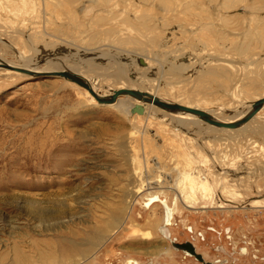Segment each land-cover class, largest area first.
<instances>
[{"label": "rangeland", "instance_id": "obj_1", "mask_svg": "<svg viewBox=\"0 0 264 264\" xmlns=\"http://www.w3.org/2000/svg\"><path fill=\"white\" fill-rule=\"evenodd\" d=\"M0 58L236 120L264 97V0H0ZM6 70L0 264H264V106L227 129Z\"/></svg>", "mask_w": 264, "mask_h": 264}, {"label": "water", "instance_id": "obj_2", "mask_svg": "<svg viewBox=\"0 0 264 264\" xmlns=\"http://www.w3.org/2000/svg\"><path fill=\"white\" fill-rule=\"evenodd\" d=\"M0 68L18 71V72L31 75V76H36V77H40V76L63 77L67 80H71L75 82L76 84L82 87H85L91 93V95L101 104H113L117 102L120 96L128 95L144 103H153L157 105L158 107L164 110L170 111V112L189 113V114L198 116L201 120L213 126L220 127V128L237 129L241 127L242 125L248 123L264 106V97H261L260 99H257L255 102H253L252 109L249 112H247L243 117L236 119V120L224 121V120L218 119L211 112L205 109L193 107L189 105H184L181 103L168 102V101L163 100L157 95H154L152 93H149L147 91H143L140 89L120 88V89L114 90L109 95H102L94 89V87L92 86L90 81L87 80L86 77H84L82 74L78 72L68 70V69L38 71V70L28 69L22 66H18L11 62L5 61L2 58H0ZM130 112L144 114L145 107L143 104L137 103L131 108ZM190 251L194 252L192 250Z\"/></svg>", "mask_w": 264, "mask_h": 264}, {"label": "bare ground", "instance_id": "obj_3", "mask_svg": "<svg viewBox=\"0 0 264 264\" xmlns=\"http://www.w3.org/2000/svg\"><path fill=\"white\" fill-rule=\"evenodd\" d=\"M30 60V59H29ZM28 63L26 62V65H27ZM17 65V64H16ZM25 66V64H22L21 66ZM92 65V64H91ZM90 65V66H91ZM89 66V68H93V66L92 67H90ZM53 67V68H52ZM27 68V67H26ZM31 68V67H30ZM46 68H49V70H56L55 68H59V66H57V65H49V66H47ZM51 68V69H50ZM1 70H2V68H0ZM4 69V68H3ZM48 70V71H49ZM61 70V69H60ZM70 70H72V71H75V72H78V73H80V74H82L83 75V73L80 71V69L78 68V66H71V68H70ZM7 72L9 71V72H11L12 70H10V69H7L6 70ZM43 71H46V69L44 68V70ZM84 76V75H83ZM85 77V76H84ZM87 78V77H86ZM87 80L88 81H90L88 78H87ZM91 83V82H90ZM92 84V83H91ZM122 86H120L119 87V89L120 88H125L124 87V85L123 84H121ZM92 86L94 87V89L97 91V88L92 84ZM112 92H113V90H111ZM98 92V91H97ZM101 93V92H100ZM130 98H132L133 100H135V98H133V97H130ZM120 99H118L117 100V102L119 101ZM119 103V102H118ZM139 103H141V104H143L144 105V107H145V109H146V104L147 103H144V102H139ZM124 103L123 102H120V105H123ZM128 104V103H127ZM126 104V105H127ZM149 105H150V107H152L153 109H154V111L155 112H159V109H161L162 111L164 110V109H162V108H160V107H158V108H155V106L157 107V105H155V104H153V103H148ZM252 106H253V103H252V105L249 107V109L248 110H246V111H244L243 113H241V115L239 116V117H243L247 112H249L251 109H252ZM133 106H132V104H128V111H130L131 110V108H132ZM156 109H158V110H156ZM125 110V109H124ZM160 110V111H161ZM164 112H166V111H164ZM145 113V112H144ZM178 113H180V114H185V116L186 117H184V118H180V117H176L180 122H184L183 120H185V119H190V117L191 118H193V117H196V118H198V119H200L198 116H195V115H192V114H189V113H181V112H177V115H179ZM162 114H164L163 112H162ZM166 114V113H165ZM214 116H216L218 119H220V120H224V119H222V118H220L219 116H217V115H215V114H213ZM234 119V118H233ZM233 119H229V120H224V121H231V120H233ZM201 120V119H200ZM235 120V119H234ZM175 122V121H174ZM117 221H118V219H113V223H117ZM111 225V224H110ZM113 225V224H112Z\"/></svg>", "mask_w": 264, "mask_h": 264}, {"label": "flooded vegetation", "instance_id": "obj_4", "mask_svg": "<svg viewBox=\"0 0 264 264\" xmlns=\"http://www.w3.org/2000/svg\"><path fill=\"white\" fill-rule=\"evenodd\" d=\"M187 254L190 255V254H192V253H191V252H188ZM192 255H193V254H192ZM204 262H205V261H204Z\"/></svg>", "mask_w": 264, "mask_h": 264}]
</instances>
